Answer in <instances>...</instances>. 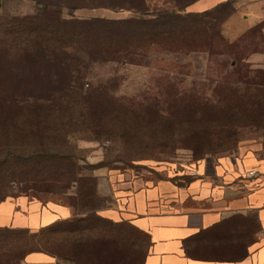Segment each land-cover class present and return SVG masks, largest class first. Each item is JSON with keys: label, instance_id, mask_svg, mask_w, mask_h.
<instances>
[{"label": "rangeland", "instance_id": "374dc122", "mask_svg": "<svg viewBox=\"0 0 264 264\" xmlns=\"http://www.w3.org/2000/svg\"><path fill=\"white\" fill-rule=\"evenodd\" d=\"M165 2L150 0L152 11L164 12ZM230 11L234 12L228 16ZM37 12L38 7L32 0H3L0 18ZM66 15L79 19L122 20L130 17L127 12L90 9L73 13L67 10ZM253 19H264V0H229L228 4L205 16L191 19L190 27L196 33L195 37L190 32L186 38L179 34L158 36L148 45L144 38L138 37L139 49L135 55L116 54L104 42L90 44L84 37L55 61V67L53 63L47 67L50 73L55 72V78L49 77L48 73L42 79L26 77V96L33 94L66 104L79 99L76 92L82 96L97 92L99 103L108 114L109 125L113 124L112 117L118 118L107 128L115 138L94 141L73 137L55 141L48 136L62 131L44 129L42 133L46 136L27 142L21 137L29 130H10L17 139L13 138L12 147L0 145V203L8 198L26 196L43 203L63 204L65 197L72 196L76 189L73 176L66 169L75 160L79 166L88 163L97 167L93 174L98 183L99 167L147 174L148 167L137 166L191 165L250 152L264 158V89L253 86L254 82L260 83L264 78L256 73L257 69L264 68V52L249 57L252 86L248 87L249 99H256L253 103H260L263 108H254L245 114L237 112L233 103L221 102L227 98L224 88L227 81L234 87L233 79L236 78L232 76L233 68H224L230 57L219 54L225 45L239 39L238 33L245 29L247 20ZM204 23L212 24V35L222 36L224 46L214 52L181 49L180 46L185 45L182 43L192 37L199 43L207 42L211 33L206 34ZM185 31L183 28V33ZM52 49L49 50L52 52ZM19 55L11 46L0 47V63L9 68L4 78L0 72V94L15 90L14 77L24 70ZM65 83L70 86L67 91L62 89ZM235 87L241 92L247 89L241 84ZM50 90L52 92H48ZM71 111L79 114L77 108ZM127 133L129 138H121ZM106 201L99 196L97 207L105 205ZM92 223L97 232H109L115 240L114 247H119L121 238L128 243L127 264H142L150 248V239L144 232L129 223L116 225L98 219ZM38 231L0 230V263L25 264L27 254L37 250L31 236ZM121 256L117 250L111 264H119Z\"/></svg>", "mask_w": 264, "mask_h": 264}, {"label": "trees", "instance_id": "16d2710c", "mask_svg": "<svg viewBox=\"0 0 264 264\" xmlns=\"http://www.w3.org/2000/svg\"><path fill=\"white\" fill-rule=\"evenodd\" d=\"M32 1L38 7L36 14L0 18L2 23L0 24V47L6 49V47L11 46L12 49L20 53V59L24 62V70L14 77L17 84L14 92L9 94L2 91L0 94V145L9 147H12L10 144L14 143L13 138H16L10 133L12 129L29 130V132H24L23 137H21L27 142L33 138L40 140L46 136L42 133L44 129L62 131L59 134L51 133L48 136V139L53 137L55 141L73 137L78 140L94 141L114 139L115 137L107 128L113 126L118 118L112 117L110 120L113 124L110 123L109 125L108 114L102 108V104L99 103L97 92H90L84 96L76 92L75 94L79 99L76 102L66 104L50 98L37 97L33 94L26 96L24 91L27 89L26 77L33 76L42 79L48 73L49 77L55 78V72L50 73L47 67L51 66L50 63H53L55 67L57 64L55 61L62 58L63 54L74 47V43L84 37L85 41L90 44L104 42L115 50L116 54L121 55H135L137 53L139 46L136 40L139 39L138 37L144 38L146 45L151 44L150 42L158 36L179 34L181 38H186L187 33L190 32L195 37L196 33L193 31V27H190L191 19L194 16H205L229 2L227 1L204 13L193 14L186 13L185 10L199 0H166L163 4L164 12L159 11V9L152 11L150 0ZM83 9L127 12L130 17L122 20L102 17L79 19L73 15L68 18L64 17V12L67 10L73 13ZM158 12H163V14H158ZM233 12L230 11L228 16H231ZM203 25L206 34L211 33L208 39L206 38L207 42L199 43L196 38L192 37V39L188 38L191 39L190 41H184L182 44L185 45H181L180 48L187 49L189 52H198L200 49L214 52V50L218 51L219 47L224 46L225 40L222 36L212 35L214 31L212 24L204 23ZM183 28L187 32L183 33ZM123 41L124 44H122ZM262 46H264V22L249 30L236 42L228 43L227 47L225 45L222 48L223 52L219 54L230 57V62H227L224 68H233L234 74L232 76L236 78L233 79L234 87H231L227 81V85L224 86L227 90V98L221 102L233 103L234 109H238L237 112L246 114L247 111L254 108L259 110L262 106L260 103H253L257 101L256 99L251 101L249 99L251 97H248V87L252 86L249 82L250 69L252 68L249 57L255 53L264 52ZM51 48L54 49L52 52L49 50ZM7 69L9 68L0 63V72L3 78L6 76ZM256 73L264 77V68L257 69ZM22 84L25 85L22 86ZM239 84L245 85L247 89L241 92L239 87H235ZM67 86L68 84L65 83L62 89L67 91ZM253 86L264 89V78L260 83L254 82ZM48 92H52V90ZM75 108L79 114L71 113V110ZM124 137L129 138L128 133L121 138ZM66 169L73 176L72 183L76 189L72 196L65 197L66 201L63 204L72 208L75 216L71 219L57 221L33 233L31 238L37 250L30 253H44L58 262L111 264V258L118 250L119 254L123 256H121L122 259L119 264H127L128 243L121 238L119 247H114L115 240L112 239L109 232H97L92 223L94 219H98L107 223L119 224L106 220L97 213L99 210L97 207L98 183L93 173L98 168L88 163L79 166L75 160ZM0 264H9V262Z\"/></svg>", "mask_w": 264, "mask_h": 264}, {"label": "crops", "instance_id": "0c3cea01", "mask_svg": "<svg viewBox=\"0 0 264 264\" xmlns=\"http://www.w3.org/2000/svg\"><path fill=\"white\" fill-rule=\"evenodd\" d=\"M203 1L185 12L204 13L229 0ZM247 22L239 38L264 19ZM137 167L149 170L99 169L98 193L107 201L97 213L149 236L142 264H264V158L250 152L191 165ZM74 216L64 204L26 196L0 203V229L38 230ZM25 264L65 263L35 252Z\"/></svg>", "mask_w": 264, "mask_h": 264}, {"label": "water", "instance_id": "95a60500", "mask_svg": "<svg viewBox=\"0 0 264 264\" xmlns=\"http://www.w3.org/2000/svg\"><path fill=\"white\" fill-rule=\"evenodd\" d=\"M2 4H3V0H0V9L2 7Z\"/></svg>", "mask_w": 264, "mask_h": 264}, {"label": "built area", "instance_id": "2783aa9c", "mask_svg": "<svg viewBox=\"0 0 264 264\" xmlns=\"http://www.w3.org/2000/svg\"><path fill=\"white\" fill-rule=\"evenodd\" d=\"M250 175H251V176L255 175V172H250Z\"/></svg>", "mask_w": 264, "mask_h": 264}]
</instances>
